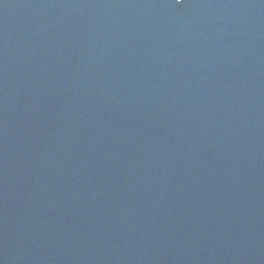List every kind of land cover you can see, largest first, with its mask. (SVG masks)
Here are the masks:
<instances>
[{"label": "water", "instance_id": "water-1", "mask_svg": "<svg viewBox=\"0 0 264 264\" xmlns=\"http://www.w3.org/2000/svg\"><path fill=\"white\" fill-rule=\"evenodd\" d=\"M0 264H264V0H0Z\"/></svg>", "mask_w": 264, "mask_h": 264}, {"label": "snow or ice", "instance_id": "snow-or-ice-1", "mask_svg": "<svg viewBox=\"0 0 264 264\" xmlns=\"http://www.w3.org/2000/svg\"><path fill=\"white\" fill-rule=\"evenodd\" d=\"M176 2H177V3H179V2H180V0H176Z\"/></svg>", "mask_w": 264, "mask_h": 264}]
</instances>
